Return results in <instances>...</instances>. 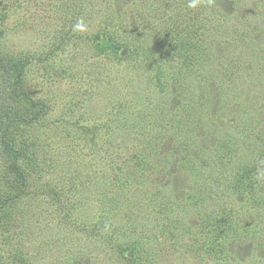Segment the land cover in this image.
<instances>
[{"label": "rangeland", "instance_id": "374dc122", "mask_svg": "<svg viewBox=\"0 0 264 264\" xmlns=\"http://www.w3.org/2000/svg\"><path fill=\"white\" fill-rule=\"evenodd\" d=\"M188 2L0 0L46 104L0 264H264V0Z\"/></svg>", "mask_w": 264, "mask_h": 264}, {"label": "trees", "instance_id": "16d2710c", "mask_svg": "<svg viewBox=\"0 0 264 264\" xmlns=\"http://www.w3.org/2000/svg\"><path fill=\"white\" fill-rule=\"evenodd\" d=\"M3 30L0 28V119L4 121L1 141L4 152L7 154V172L2 173L1 178L7 181L8 176L15 177V183L11 182L10 190L0 199V233L10 229L12 224L19 218L23 209L21 200L28 191V181L37 179L40 167L27 151V146L22 145L26 141L27 126H30L37 118L46 104L34 100L25 88V75L27 62L17 59L3 49ZM115 51L119 49L113 46ZM181 73L177 70L176 73ZM173 74V75H174ZM175 78V76H173ZM252 176V172L248 173ZM56 196V195H55ZM226 247V242L223 244ZM121 249L122 255L125 251ZM220 254L226 249H219ZM230 254V253H229ZM255 258H251L248 264H258ZM246 264V263H245Z\"/></svg>", "mask_w": 264, "mask_h": 264}, {"label": "clouds", "instance_id": "9594fccd", "mask_svg": "<svg viewBox=\"0 0 264 264\" xmlns=\"http://www.w3.org/2000/svg\"><path fill=\"white\" fill-rule=\"evenodd\" d=\"M209 3H211V0H208ZM200 3V0H189L188 2V7L189 8H196L198 6V4ZM74 30L75 31H85L86 30V26L83 24L82 21H79L76 23V25L74 26Z\"/></svg>", "mask_w": 264, "mask_h": 264}]
</instances>
